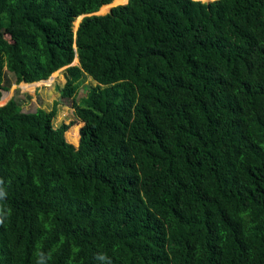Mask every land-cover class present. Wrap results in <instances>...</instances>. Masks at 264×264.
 Masks as SVG:
<instances>
[{"label": "trees", "instance_id": "1", "mask_svg": "<svg viewBox=\"0 0 264 264\" xmlns=\"http://www.w3.org/2000/svg\"><path fill=\"white\" fill-rule=\"evenodd\" d=\"M0 96V264H264V0H0Z\"/></svg>", "mask_w": 264, "mask_h": 264}, {"label": "rangeland", "instance_id": "2", "mask_svg": "<svg viewBox=\"0 0 264 264\" xmlns=\"http://www.w3.org/2000/svg\"><path fill=\"white\" fill-rule=\"evenodd\" d=\"M107 10L108 9L97 13L103 14L107 12ZM5 74L7 78L12 80V76L10 75V73L5 71ZM63 75L64 68L62 67L59 71L53 74L50 79L48 78L47 80L42 81V83L36 84L33 89L29 86L21 88L20 82L18 84L11 83L9 89L5 92L8 95L6 100L13 97L18 103L20 109L25 112L33 111L37 107L49 110L52 104L55 102L56 112L52 119V125L56 127L60 122H72V125H70V127L67 129L69 135L66 137V140L73 145H76L78 138V128L80 127L81 122L76 120L72 113V101L78 102L81 98H83L87 88L95 85V82L92 81L88 76L83 75L79 81L74 95L69 98L61 97L59 95V88L64 83ZM3 93H1V96ZM74 129L77 133L75 141L73 140Z\"/></svg>", "mask_w": 264, "mask_h": 264}, {"label": "water", "instance_id": "3", "mask_svg": "<svg viewBox=\"0 0 264 264\" xmlns=\"http://www.w3.org/2000/svg\"><path fill=\"white\" fill-rule=\"evenodd\" d=\"M121 4H122V3H121ZM115 5H116V4H115ZM112 6H114V5H112ZM110 7H111V6H110ZM110 7H108V10H109ZM108 10H107V11H108ZM96 12H97V11H96ZM96 12H95V14H98V13H96ZM81 16H83V15H81ZM81 16L79 17V19L81 18ZM79 19L77 20V23H78ZM77 23H76V25H77ZM75 28H76V27H75ZM70 64H74V63L71 62ZM70 64H69V65H70ZM50 75H51V74H50ZM50 75H49L47 78H49ZM3 92H6V91H3V90H2L1 93H3Z\"/></svg>", "mask_w": 264, "mask_h": 264}, {"label": "bare ground", "instance_id": "4", "mask_svg": "<svg viewBox=\"0 0 264 264\" xmlns=\"http://www.w3.org/2000/svg\"><path fill=\"white\" fill-rule=\"evenodd\" d=\"M111 1H112V0H111ZM120 4H121V3H120ZM114 5H115V4H114ZM106 7H108V6H106ZM106 7H105V8H106ZM97 11H98V10H97ZM72 62H73V61H72ZM56 71H57V70H56ZM52 73H53V72H52ZM52 73H51V74H52ZM50 77H51V75H50ZM50 77H49V78H50ZM46 79H47V78H46ZM42 80H44V79H42ZM2 95H3V94H2Z\"/></svg>", "mask_w": 264, "mask_h": 264}, {"label": "clouds", "instance_id": "5", "mask_svg": "<svg viewBox=\"0 0 264 264\" xmlns=\"http://www.w3.org/2000/svg\"><path fill=\"white\" fill-rule=\"evenodd\" d=\"M94 13H95V12H94ZM79 16H81V15H79ZM77 17H78V16H77ZM81 17H82V16H81ZM76 26H77V25H76ZM76 26H75V27H76ZM75 27H74V29H73V30H75ZM71 62H72V61H71ZM72 63H73V62H72ZM63 68H64V67H63ZM33 82H34V81H33ZM20 83H21V82H20ZM2 104H3V103H2ZM0 105H1V104H0Z\"/></svg>", "mask_w": 264, "mask_h": 264}]
</instances>
